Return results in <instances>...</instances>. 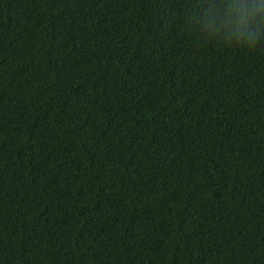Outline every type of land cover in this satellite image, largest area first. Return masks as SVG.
<instances>
[{"label": "trees", "instance_id": "obj_1", "mask_svg": "<svg viewBox=\"0 0 264 264\" xmlns=\"http://www.w3.org/2000/svg\"><path fill=\"white\" fill-rule=\"evenodd\" d=\"M206 0H0V264H264V42Z\"/></svg>", "mask_w": 264, "mask_h": 264}, {"label": "clouds", "instance_id": "obj_2", "mask_svg": "<svg viewBox=\"0 0 264 264\" xmlns=\"http://www.w3.org/2000/svg\"><path fill=\"white\" fill-rule=\"evenodd\" d=\"M195 19L206 39L248 49L264 42V0H206Z\"/></svg>", "mask_w": 264, "mask_h": 264}]
</instances>
